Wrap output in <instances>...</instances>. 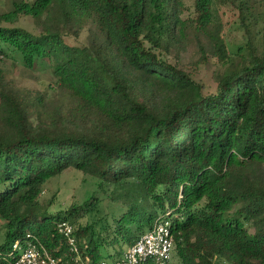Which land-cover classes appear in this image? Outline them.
Here are the masks:
<instances>
[{
    "label": "trees",
    "instance_id": "obj_1",
    "mask_svg": "<svg viewBox=\"0 0 264 264\" xmlns=\"http://www.w3.org/2000/svg\"><path fill=\"white\" fill-rule=\"evenodd\" d=\"M191 1L22 0L1 15L32 17L38 32L0 28V58L48 68L56 98L0 79V264L16 242L70 253L64 221L89 262L168 221L174 264H264V0ZM219 5L246 34L235 49ZM201 36L220 64L209 94L163 57ZM68 169L96 188L52 212L40 197Z\"/></svg>",
    "mask_w": 264,
    "mask_h": 264
},
{
    "label": "rangeland",
    "instance_id": "obj_2",
    "mask_svg": "<svg viewBox=\"0 0 264 264\" xmlns=\"http://www.w3.org/2000/svg\"><path fill=\"white\" fill-rule=\"evenodd\" d=\"M22 0H0V28L23 27L32 32H38L32 17L21 14L16 20L6 21L1 15L11 11L16 2ZM30 1V0H28ZM188 8L192 7V1L187 0ZM219 12L225 24L222 36L229 48H236L246 41V34L238 23L237 13L226 6L219 5ZM190 10H187L189 13ZM88 31L84 30L79 37L71 38V42H88ZM205 43L204 36L192 37L182 48H175L170 53L163 54L168 61L178 64L179 67L191 74V76L204 85L205 94L213 93L217 89L215 73L220 64L216 59H205L200 44ZM2 47V43H0ZM14 55V57L12 56ZM40 68V67H39ZM31 70L23 62L20 56L9 50L0 58V79L15 87L41 91L51 98H56L55 81L51 71L46 68ZM93 179L77 169H68L59 177L50 180L40 199L50 205L52 212H66L71 206L80 205L88 194L95 190ZM4 240L3 221L0 219V242ZM128 247L125 248V250ZM177 262L175 253H172L170 264ZM153 264V263H149Z\"/></svg>",
    "mask_w": 264,
    "mask_h": 264
},
{
    "label": "built area",
    "instance_id": "obj_3",
    "mask_svg": "<svg viewBox=\"0 0 264 264\" xmlns=\"http://www.w3.org/2000/svg\"><path fill=\"white\" fill-rule=\"evenodd\" d=\"M59 228L67 241L70 253L56 257L45 247H37L31 241L25 244L16 242L13 246V252L17 256L14 264H147L153 261L156 264H170L171 262L174 237L168 221L156 225L141 236L124 251L121 258L99 262H89L82 257L74 235V227L70 222L60 223Z\"/></svg>",
    "mask_w": 264,
    "mask_h": 264
}]
</instances>
